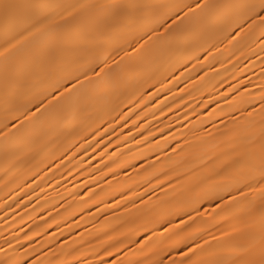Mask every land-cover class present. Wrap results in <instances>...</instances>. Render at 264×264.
I'll return each mask as SVG.
<instances>
[{
  "label": "bare ground",
  "instance_id": "1",
  "mask_svg": "<svg viewBox=\"0 0 264 264\" xmlns=\"http://www.w3.org/2000/svg\"><path fill=\"white\" fill-rule=\"evenodd\" d=\"M43 11L59 20L63 9ZM229 31L222 22H209L171 45L150 46L153 55L143 62L125 58L133 71L99 94L86 85L78 103L54 106L46 120L26 125L22 134L5 124L11 125L17 108L22 110L51 81L30 82L6 104L5 57L0 55V259L7 253L21 264L178 260V250L169 252L164 245L167 237L177 238L173 233L182 220L191 223L186 212L196 198L190 188L197 180L204 181L203 191L215 186V194L196 204L199 216L191 212L193 228L199 229L195 235L203 237L196 244H228L231 237L223 233L243 232L247 216L241 210L254 205L258 213L264 198L259 184L247 179L251 171L229 168L205 180L222 161L238 158L234 146L243 148L249 141L258 146L261 136L264 41L258 31L230 40ZM127 38L112 35L103 51L119 60ZM4 41L0 29V53ZM129 55H135L130 48ZM186 143L197 146L194 155L181 153ZM243 183L253 186L243 189ZM149 237L154 245L147 244Z\"/></svg>",
  "mask_w": 264,
  "mask_h": 264
},
{
  "label": "snow or ice",
  "instance_id": "2",
  "mask_svg": "<svg viewBox=\"0 0 264 264\" xmlns=\"http://www.w3.org/2000/svg\"><path fill=\"white\" fill-rule=\"evenodd\" d=\"M52 7L63 9L59 20H54L43 11ZM209 22L224 23L231 30L227 33V39L258 31L259 39L264 41V0H120L55 6L35 3L34 0H0V29L5 36L4 52L0 53L5 57L2 70L5 103L8 104L14 95L32 81H51L48 87L23 105L22 110L17 108L13 122L11 125L6 123L5 128L11 126L18 134L24 133L26 125L35 120H46L49 110L54 106L63 104L71 107L78 103L79 93L86 85H93L99 94L112 80L133 71V63L126 64L125 58L129 62H143L153 55L150 46L157 43L161 46L171 45L183 38L185 33L203 28ZM114 34H128L124 40L128 47H120L119 51L124 55L119 60L103 51ZM129 48L135 55H129ZM261 51H264V44ZM260 114L262 128L258 146L254 141H249L243 148L234 146L238 158L222 161L219 170L212 169L205 180H213L229 168L246 167L252 173L247 179L259 184L264 197V87L260 92ZM176 147L180 148V145ZM196 147L186 143L180 151L194 155ZM203 182L197 180L190 188L196 193V198L190 204L191 212H196L198 216L200 213L196 204L205 196L215 194V186H210L206 191L201 190ZM252 186V183H243V189H251ZM243 189L238 188L242 197L245 195ZM223 211L221 209L217 215ZM241 211H245L247 216L245 230L241 232L234 228L230 233H223L231 237V242L221 244L217 241L215 247L207 241L203 245L196 244V240L203 237L195 235L199 231L193 228L196 220L191 212H186L191 223L182 220V227L173 233L177 238L173 240L172 236L167 237L170 242L164 245L169 252L178 250L180 258L168 260L167 264H264V198L258 213L254 205ZM180 233L186 235L180 236ZM147 244L154 245L152 237L148 238ZM181 245L186 250L181 249ZM137 251L143 252V247ZM153 251L155 254V248ZM108 254L111 255L110 252ZM0 264H21V261L6 253L0 259ZM33 264L40 262L33 261ZM99 264L107 262L100 261ZM111 264L118 262L113 260ZM135 264L142 262L135 261ZM148 264H166V261L159 256Z\"/></svg>",
  "mask_w": 264,
  "mask_h": 264
}]
</instances>
